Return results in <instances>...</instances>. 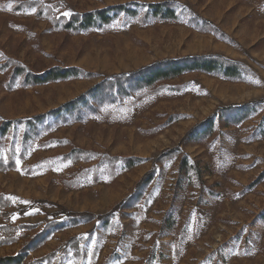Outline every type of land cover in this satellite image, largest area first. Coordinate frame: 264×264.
I'll return each instance as SVG.
<instances>
[{
  "label": "rangeland",
  "instance_id": "374dc122",
  "mask_svg": "<svg viewBox=\"0 0 264 264\" xmlns=\"http://www.w3.org/2000/svg\"><path fill=\"white\" fill-rule=\"evenodd\" d=\"M117 5L138 14L69 23ZM205 56L238 75L112 84ZM54 68L78 73L18 74ZM0 197V263L264 264V0H0Z\"/></svg>",
  "mask_w": 264,
  "mask_h": 264
},
{
  "label": "trees",
  "instance_id": "16d2710c",
  "mask_svg": "<svg viewBox=\"0 0 264 264\" xmlns=\"http://www.w3.org/2000/svg\"><path fill=\"white\" fill-rule=\"evenodd\" d=\"M152 11L153 15L158 16L159 14H165L166 17H173L174 11L171 10V8H168V6L162 5V4H153ZM134 5H117L112 6L110 8L96 10L93 12H87L84 13L82 16L76 15L74 18H72L69 23L80 25L79 27L82 29H87L95 26H99L104 23H109L113 17L119 15V13H126L128 15H137L138 10L132 8ZM69 25L68 27H73ZM206 72V73H218L220 71H223L226 74V77L230 76H236L238 75V69L235 65V63L231 61H226L223 58L219 56H205V57H195V58H186V59H170L165 60L159 63H156L155 65L145 67L135 73H132L130 75H124V76H118L113 78L114 82L112 84H116L118 86H122L123 84L130 83L132 88L131 89H140L142 87L151 86L154 83L174 78L177 76H180L186 72ZM78 70L74 68L69 69H62V68H54L50 71L43 73V74H32L29 71H25L23 69L18 70V74L24 76V78L27 81H32L34 83H44V82H50V81H57V80H63L67 79L69 77H72L74 75H77ZM102 86H99L97 90L92 92L91 94L95 99H98L99 95H101ZM85 100V97H80L79 99L72 101L68 104H66L62 109L57 110L53 112V114H60L61 112L65 111L66 113H72L74 110H76L82 101ZM45 116H39L36 119H43ZM151 176V175H150ZM150 176L145 178L143 182H149ZM0 197V206L4 203L1 201ZM65 213V212H64ZM3 217L7 221H10L11 214L8 212H4L2 214ZM76 219L79 218V216H75ZM85 217V216H81ZM99 218V217H96ZM103 218V217H101ZM17 227L13 225H6L0 227V245L2 244H8L11 242L16 241L15 234L17 233ZM40 234L36 235L35 237H31L27 241V245L25 248H23V252H26L29 250L30 243H34L35 241H38L40 239ZM73 241V239L71 240ZM29 243V244H28ZM79 243L75 242V250L78 252ZM51 256H45L43 258L38 259L37 261H30L28 264H35L39 262H44L45 260L49 259ZM8 261L6 263H0V264H21L23 261V257L20 255L9 257Z\"/></svg>",
  "mask_w": 264,
  "mask_h": 264
},
{
  "label": "snow or ice",
  "instance_id": "6c2138e0",
  "mask_svg": "<svg viewBox=\"0 0 264 264\" xmlns=\"http://www.w3.org/2000/svg\"><path fill=\"white\" fill-rule=\"evenodd\" d=\"M65 15H68V13H65ZM17 163H19V161H17Z\"/></svg>",
  "mask_w": 264,
  "mask_h": 264
}]
</instances>
